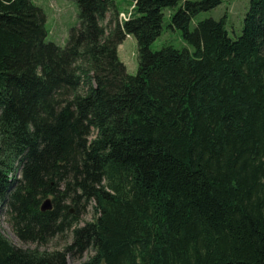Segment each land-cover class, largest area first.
Wrapping results in <instances>:
<instances>
[{
	"label": "trees",
	"instance_id": "obj_1",
	"mask_svg": "<svg viewBox=\"0 0 264 264\" xmlns=\"http://www.w3.org/2000/svg\"><path fill=\"white\" fill-rule=\"evenodd\" d=\"M71 1L60 47L32 0H0V216L66 243L0 230V264H264V0L237 38L226 18L191 28L225 0H133L124 21L115 0ZM179 4L191 49L154 51Z\"/></svg>",
	"mask_w": 264,
	"mask_h": 264
},
{
	"label": "rangeland",
	"instance_id": "obj_2",
	"mask_svg": "<svg viewBox=\"0 0 264 264\" xmlns=\"http://www.w3.org/2000/svg\"><path fill=\"white\" fill-rule=\"evenodd\" d=\"M35 5L40 7L46 15V29L48 32L46 42H52L60 47H66L71 29L79 26V8L77 3L71 0H32ZM118 11L121 12L122 21L129 18L134 12L133 0H115ZM199 1V0H196ZM251 0H225L217 8L198 14L191 22V28L195 27L198 21L205 19L221 20L226 18V28L230 37L237 38L242 34L244 20L250 8ZM179 4L175 8H168L164 11V29L162 35L152 45L154 51H159L166 46H174L179 49L189 48L191 46L185 42L182 33L171 27L173 14L181 8ZM120 55L127 62L128 72L136 75L139 69L138 61V43L135 37L129 36L121 44ZM93 220L91 208L83 217L82 225L85 222ZM0 230L15 246L23 249H38L39 251L62 250L66 243L65 240L55 239L48 246L38 247L33 243H23L14 234L12 227L5 216H0ZM91 253L85 254L82 261H86ZM81 261V262H82ZM70 264H79L80 262L69 260Z\"/></svg>",
	"mask_w": 264,
	"mask_h": 264
},
{
	"label": "water",
	"instance_id": "obj_3",
	"mask_svg": "<svg viewBox=\"0 0 264 264\" xmlns=\"http://www.w3.org/2000/svg\"><path fill=\"white\" fill-rule=\"evenodd\" d=\"M52 209V203L50 199L45 200L44 204H43V210L47 211V210H51Z\"/></svg>",
	"mask_w": 264,
	"mask_h": 264
},
{
	"label": "crops",
	"instance_id": "obj_4",
	"mask_svg": "<svg viewBox=\"0 0 264 264\" xmlns=\"http://www.w3.org/2000/svg\"><path fill=\"white\" fill-rule=\"evenodd\" d=\"M121 46H122V45H121ZM121 46H120V47H121ZM120 47H119V56H120V59H121V60H122V61L125 63V65H126V67H127V69H128L127 62H126V61H124V60H123V58H121V55H120ZM128 71H129V70H128Z\"/></svg>",
	"mask_w": 264,
	"mask_h": 264
},
{
	"label": "built area",
	"instance_id": "obj_5",
	"mask_svg": "<svg viewBox=\"0 0 264 264\" xmlns=\"http://www.w3.org/2000/svg\"><path fill=\"white\" fill-rule=\"evenodd\" d=\"M130 17V16H129ZM125 20H127V18H125Z\"/></svg>",
	"mask_w": 264,
	"mask_h": 264
}]
</instances>
